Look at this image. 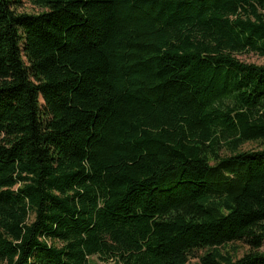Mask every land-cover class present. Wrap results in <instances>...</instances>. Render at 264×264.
I'll return each mask as SVG.
<instances>
[{"label": "trees", "instance_id": "1", "mask_svg": "<svg viewBox=\"0 0 264 264\" xmlns=\"http://www.w3.org/2000/svg\"><path fill=\"white\" fill-rule=\"evenodd\" d=\"M34 3L0 0V264H264V0Z\"/></svg>", "mask_w": 264, "mask_h": 264}, {"label": "rangeland", "instance_id": "2", "mask_svg": "<svg viewBox=\"0 0 264 264\" xmlns=\"http://www.w3.org/2000/svg\"><path fill=\"white\" fill-rule=\"evenodd\" d=\"M36 0H21V11H24L26 13H39L41 12V9L34 3ZM238 58L246 63H253L257 65H264V57L255 55V54H243L239 55ZM245 149H255L254 145H248L245 147ZM237 248L240 250V256L243 255L244 251L246 250V247H244L242 244L237 245ZM93 264H106L98 260L97 258L92 260ZM197 261H192L191 264H196ZM107 264H114V263H107Z\"/></svg>", "mask_w": 264, "mask_h": 264}]
</instances>
